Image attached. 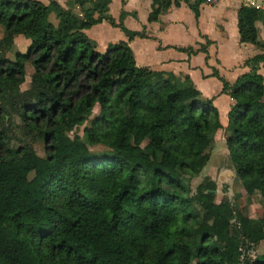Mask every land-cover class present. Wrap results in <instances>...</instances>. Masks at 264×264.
<instances>
[{"label": "trees", "instance_id": "16d2710c", "mask_svg": "<svg viewBox=\"0 0 264 264\" xmlns=\"http://www.w3.org/2000/svg\"><path fill=\"white\" fill-rule=\"evenodd\" d=\"M87 2L78 17L55 0H0V264H264V253L249 254L264 242V55L246 61L250 71L233 84L214 72L234 100L223 128L197 89L136 66L128 41L98 52L84 30L116 24L110 0L70 5ZM171 3L153 0L149 20ZM261 16L242 5L237 26L241 43L264 50ZM118 26L128 39L142 36ZM16 35L30 43L9 58ZM27 63L33 73L21 90ZM10 126L26 138L17 146ZM79 126L86 141L68 135ZM220 128L241 200L260 197L254 220L226 195L216 202L210 178L191 196L182 182L206 165Z\"/></svg>", "mask_w": 264, "mask_h": 264}, {"label": "crops", "instance_id": "0c3cea01", "mask_svg": "<svg viewBox=\"0 0 264 264\" xmlns=\"http://www.w3.org/2000/svg\"><path fill=\"white\" fill-rule=\"evenodd\" d=\"M37 1L43 4L49 2ZM55 1L64 8L69 7L78 17L83 15L84 9L92 8L89 2L79 7L70 5L71 0ZM196 1L172 2L168 7H161L158 17L150 21L153 0H110L106 14L116 25L113 26L104 19L84 32L95 42L96 50L100 53L105 51L109 44L128 41L136 66L172 73L176 77L178 87L191 86L197 89L202 99L212 101L224 128L234 100L222 93V82L214 72L229 84H233L240 75L250 71L246 61L256 55H264V50L252 43L239 41L237 11L242 6L240 0H223L215 5H205L198 0L197 16L191 7ZM97 16L98 13H94V17ZM51 17L55 19L54 14H51ZM263 19L262 14L255 23L260 43H264ZM56 23L57 20L54 21V24ZM119 24L142 36L135 35L128 39ZM2 36L3 29L0 27V38ZM23 37L14 36L12 49L14 47L15 50H12V53L19 51L18 46L22 47V44L29 45V39ZM202 47H205V51ZM27 64L25 72L31 70V65L29 64L28 68ZM257 73L262 76L264 84V62L259 63ZM223 128L214 134V147L217 141L225 144ZM226 155L228 156L227 150Z\"/></svg>", "mask_w": 264, "mask_h": 264}, {"label": "rangeland", "instance_id": "374dc122", "mask_svg": "<svg viewBox=\"0 0 264 264\" xmlns=\"http://www.w3.org/2000/svg\"><path fill=\"white\" fill-rule=\"evenodd\" d=\"M50 20L54 23L56 19L53 17ZM24 38V37H23ZM28 41V40H27ZM24 46V47H23ZM28 43L22 44V47L18 46L19 51L25 52L27 50ZM12 50H15L13 47ZM12 50L7 54V57L13 58ZM104 51V50H103ZM102 51V52H103ZM29 68V64H27ZM31 70H26L25 82L20 86L21 90H25L29 87L30 76L33 73ZM94 114H92L93 116ZM91 116V117H92ZM15 123H19V118L15 117ZM9 132L13 135L16 140L14 141V146H17L20 142L24 141L26 138L19 132L18 128L15 126L9 127ZM70 137L74 135H79L80 138L86 141V135L83 132V126L74 128L68 133ZM33 149L39 156L45 155L44 144L42 140H36L33 142ZM225 144L221 142L216 143L214 150L212 152L211 158L202 168L200 173L192 177L190 175H182V182L184 186L188 189V195L191 196L195 193L196 187L201 183L206 177L213 180L216 184L215 191V201L219 202L223 195L228 196L231 204L237 207H243L245 212L250 216L251 219H256V209L261 206V201L259 195H254L249 201H242L240 195L243 193V187L240 180L235 176L234 170L231 166L230 160L226 155ZM90 151L93 153L108 154L109 149L103 145H93L90 146ZM31 176V175H30ZM200 209V208H198ZM199 212H201L199 210ZM264 253V242H260L257 247L252 248L249 254L254 258L257 254Z\"/></svg>", "mask_w": 264, "mask_h": 264}, {"label": "built area", "instance_id": "2783aa9c", "mask_svg": "<svg viewBox=\"0 0 264 264\" xmlns=\"http://www.w3.org/2000/svg\"><path fill=\"white\" fill-rule=\"evenodd\" d=\"M171 1L175 2V1H185V0H171ZM221 1L223 0H200V2L205 5H215ZM240 2L243 6L256 9L260 12V14L264 15V0H240Z\"/></svg>", "mask_w": 264, "mask_h": 264}]
</instances>
